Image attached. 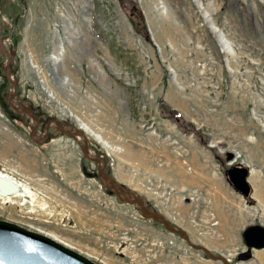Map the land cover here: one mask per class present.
Listing matches in <instances>:
<instances>
[{
    "label": "rangeland",
    "instance_id": "1",
    "mask_svg": "<svg viewBox=\"0 0 264 264\" xmlns=\"http://www.w3.org/2000/svg\"><path fill=\"white\" fill-rule=\"evenodd\" d=\"M0 49V218L98 264H264V0H0Z\"/></svg>",
    "mask_w": 264,
    "mask_h": 264
},
{
    "label": "water",
    "instance_id": "2",
    "mask_svg": "<svg viewBox=\"0 0 264 264\" xmlns=\"http://www.w3.org/2000/svg\"><path fill=\"white\" fill-rule=\"evenodd\" d=\"M248 173L247 166L241 163L228 166L224 172L228 182L246 201H250ZM241 241L247 249L263 247L264 225L246 226L241 231ZM0 264L98 263L44 233L0 218Z\"/></svg>",
    "mask_w": 264,
    "mask_h": 264
},
{
    "label": "bare ground",
    "instance_id": "3",
    "mask_svg": "<svg viewBox=\"0 0 264 264\" xmlns=\"http://www.w3.org/2000/svg\"><path fill=\"white\" fill-rule=\"evenodd\" d=\"M7 177V175L0 174V186L5 187H0V191L4 192L2 193V196H5L4 194H6V197H8V195L22 196L24 188L20 187L21 185L14 184V182L12 184V181H10ZM7 190H11V192L5 193Z\"/></svg>",
    "mask_w": 264,
    "mask_h": 264
},
{
    "label": "trees",
    "instance_id": "4",
    "mask_svg": "<svg viewBox=\"0 0 264 264\" xmlns=\"http://www.w3.org/2000/svg\"><path fill=\"white\" fill-rule=\"evenodd\" d=\"M120 2H121V0H120ZM131 24L133 25V26H135V23L131 20Z\"/></svg>",
    "mask_w": 264,
    "mask_h": 264
}]
</instances>
